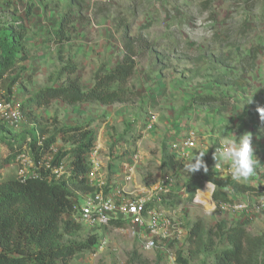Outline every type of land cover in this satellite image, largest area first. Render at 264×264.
<instances>
[{"label": "rangeland", "instance_id": "374dc122", "mask_svg": "<svg viewBox=\"0 0 264 264\" xmlns=\"http://www.w3.org/2000/svg\"><path fill=\"white\" fill-rule=\"evenodd\" d=\"M11 3L28 27L29 58L18 64L21 77L8 94L21 107L39 89L61 85L68 76L62 69L68 64L76 66L72 77L89 88L96 73L109 72L122 61L129 37L143 35L150 43L147 50L135 44L137 67L129 80L132 102L69 105L54 100L32 109L42 125H49V135L61 126L94 129L107 193L121 188L134 166L121 196L144 200L148 207L178 218L182 236L170 247L190 264H215V251L229 247L225 233L231 227L244 226L250 234L264 237V203L253 206L264 199V0H78L72 7L69 38L61 43L57 29L69 9L64 0H0V17L13 15ZM29 5L33 11L27 15ZM200 95L216 100L194 102ZM3 124V132L25 136L26 146L9 159L7 147L0 146V180L17 178L19 156L33 155L29 143L37 132L28 119L15 126ZM191 131L197 143L207 147L209 168L203 170L194 159L173 170L163 167V152L172 154L174 144ZM72 148L61 136L51 147L55 155L65 154L67 166ZM224 148L229 149L226 155ZM218 162L226 170L217 175L256 189L255 194L228 190L229 201L221 203H245L248 210L214 202L213 185L205 175L214 174L212 166ZM167 175L175 196H161L157 190ZM69 181L82 192L87 187L74 178ZM191 184L200 187L193 199L187 197L186 186ZM66 218L82 228L66 235L65 241L80 242L93 233L98 238L97 246L77 253L70 264H168L160 249L145 250L126 222L91 231L78 212ZM199 222L204 226V247L188 241L189 231Z\"/></svg>", "mask_w": 264, "mask_h": 264}, {"label": "trees", "instance_id": "16d2710c", "mask_svg": "<svg viewBox=\"0 0 264 264\" xmlns=\"http://www.w3.org/2000/svg\"><path fill=\"white\" fill-rule=\"evenodd\" d=\"M64 2L69 9L62 15L58 25L57 42L60 43L69 38L67 32L74 13L72 7L77 5L78 0ZM10 7L13 8V15L0 17V82L7 95L11 94L12 88L21 77L20 73H16L18 64L29 58L26 43L28 27L15 15L17 10L12 3ZM32 11L33 6L29 5L26 14L30 15ZM143 38V35L129 37L122 61L109 72L96 73L91 87L85 88L77 77H72L76 66L68 64L62 69L68 76L61 85L42 88L29 95L21 110L24 118L35 124L37 130L36 136L29 143L34 160L44 156L57 137L61 136L63 141L73 146L72 160L69 163L72 177H79L87 172V153L94 145V129L88 125L61 126L49 135V125H42L32 109L47 107L54 100H61L69 105L87 102L102 105L132 102L135 94L129 86V80L137 67L135 57L138 52L135 51V44L141 43L146 50L151 48L150 43L144 42ZM215 100L214 96L200 95L194 97L193 101L206 104ZM3 131L2 123L0 132L4 137L0 138V146L7 147L10 153H6L5 157L9 159L20 152L18 149L26 146V137ZM38 139L42 140L41 145L38 144ZM64 156L65 154H58L55 163ZM193 159L203 170H207L212 163L205 151H200ZM162 165L169 170L183 166L182 161L167 151L163 152ZM205 178L213 185L212 198L217 204L229 201L228 190L249 194L256 192L254 187L239 184L229 176L206 173ZM83 183L84 181L76 184L81 186ZM186 188L187 197L193 199L200 187L191 184ZM91 190L93 189L86 187L84 192ZM73 195L66 182L54 179L49 181L44 177L29 178L23 182L17 178L0 180V264H70L74 255L93 248L98 239L95 233L80 242L64 239L66 235L77 233L82 228L80 223L66 218L76 212ZM167 195L175 196V191ZM203 227V223L199 222L189 231L188 241L193 240L197 247L205 246ZM225 235L229 247L215 251V264H264V237L250 234L244 226L231 227ZM177 258L179 264H190V260L180 251L177 252Z\"/></svg>", "mask_w": 264, "mask_h": 264}, {"label": "built area", "instance_id": "2783aa9c", "mask_svg": "<svg viewBox=\"0 0 264 264\" xmlns=\"http://www.w3.org/2000/svg\"><path fill=\"white\" fill-rule=\"evenodd\" d=\"M111 1V0H104ZM24 115L21 106L11 99L0 82V120L8 126H15L23 122ZM42 144V140L38 141ZM49 150L39 160H34L33 156L21 154L19 156L20 167L17 171V179L21 182L29 178H45L46 180H56L66 182L72 191L74 209L78 212L80 222L91 231H97L101 227L110 225L111 222L123 223L129 225L130 231L137 236L142 247L145 250L160 249L164 254L168 264H179L177 252L173 251L170 244L175 240H180L181 233H178L180 223L178 218L165 216L161 211L154 207H148L144 200H132L121 196L126 192L128 179H131L134 166L130 167L129 175L124 178L125 184L120 185L116 192L107 193L104 188L107 180L101 172V163L98 158V149L93 145L92 150L87 153L89 168L84 175L74 177L76 182H83L87 187L93 190L82 192L73 187L69 179L72 177V170L62 158L55 163V152ZM173 155L181 161L192 160L200 151L207 153V147L204 144L197 143L196 134L191 131L182 141L174 144ZM222 154L229 153V149L221 150ZM140 156L134 155V162L138 163ZM243 166L249 167L248 162H243ZM214 174L225 171L223 163L218 162L212 166ZM157 190L162 194H168L173 191V181L169 175L165 176L162 182L157 185ZM213 190L210 192L212 194ZM159 196V199L164 197ZM264 199L253 202L254 207H260ZM223 208H234L236 210H248L245 203H221ZM178 217V216H177ZM97 246V244L95 245Z\"/></svg>", "mask_w": 264, "mask_h": 264}]
</instances>
